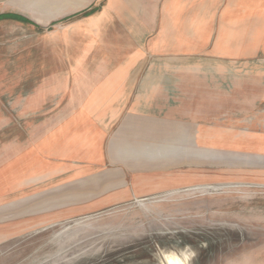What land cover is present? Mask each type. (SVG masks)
Returning a JSON list of instances; mask_svg holds the SVG:
<instances>
[{
    "label": "crops",
    "instance_id": "obj_1",
    "mask_svg": "<svg viewBox=\"0 0 264 264\" xmlns=\"http://www.w3.org/2000/svg\"><path fill=\"white\" fill-rule=\"evenodd\" d=\"M62 4L52 24L62 21L85 41L66 70L37 85L36 103L45 97L47 105L29 112L48 117L32 121L26 149L14 134L10 165L0 156V193L17 192L24 170L37 178L40 168L50 177L59 169L74 180L58 185L62 192L84 187L80 198L101 210L197 185L199 165L264 170L261 135L248 142L222 118L231 99L241 114L264 101V0ZM28 15L23 23L40 28ZM220 98L225 105L214 110Z\"/></svg>",
    "mask_w": 264,
    "mask_h": 264
},
{
    "label": "rangeland",
    "instance_id": "obj_2",
    "mask_svg": "<svg viewBox=\"0 0 264 264\" xmlns=\"http://www.w3.org/2000/svg\"><path fill=\"white\" fill-rule=\"evenodd\" d=\"M62 2L0 0V14H33L41 26L0 21V144L6 142V150L0 149V156L7 158L6 165L11 164L9 156L14 154V134H21L26 149L32 121L48 117L29 112L34 105H47L45 97H40L42 103L40 99L36 103L34 98L37 85L43 84L40 80L66 70L69 66L65 64L72 62L83 47V33L67 31L62 21L52 24L51 15L62 10ZM261 71L264 73V66ZM221 99L211 102L214 110L224 104ZM233 101L231 113L222 116L227 119L223 124L229 127L228 131L243 132L248 142L261 135V141L255 144L264 152V101L245 114L237 112L236 100ZM54 104L55 101L51 105ZM240 121L244 125L239 126ZM254 123L257 128L247 127ZM28 162L24 158L22 166ZM199 166L197 185L101 210L89 208L86 194L80 198L78 192L84 187L62 192V186H57L74 180L58 177L61 170L55 169L56 176L50 177L46 169L40 168L37 178L24 170L17 192L11 189L0 193V264H58L202 212L264 217L263 169ZM12 171L9 168L7 174Z\"/></svg>",
    "mask_w": 264,
    "mask_h": 264
},
{
    "label": "water",
    "instance_id": "obj_3",
    "mask_svg": "<svg viewBox=\"0 0 264 264\" xmlns=\"http://www.w3.org/2000/svg\"><path fill=\"white\" fill-rule=\"evenodd\" d=\"M58 264H264V217L202 212Z\"/></svg>",
    "mask_w": 264,
    "mask_h": 264
},
{
    "label": "trees",
    "instance_id": "obj_4",
    "mask_svg": "<svg viewBox=\"0 0 264 264\" xmlns=\"http://www.w3.org/2000/svg\"><path fill=\"white\" fill-rule=\"evenodd\" d=\"M0 18H12V19H16L19 20L21 22H29L27 19H25L22 16H15V15H1Z\"/></svg>",
    "mask_w": 264,
    "mask_h": 264
}]
</instances>
